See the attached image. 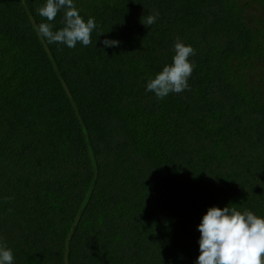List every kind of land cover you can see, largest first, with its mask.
<instances>
[{
	"label": "trees",
	"instance_id": "16d2710c",
	"mask_svg": "<svg viewBox=\"0 0 264 264\" xmlns=\"http://www.w3.org/2000/svg\"><path fill=\"white\" fill-rule=\"evenodd\" d=\"M43 2L0 0L13 264H194L209 206L264 216V0H74L102 33L73 48L38 38ZM176 38L195 50L189 87L158 100L145 82Z\"/></svg>",
	"mask_w": 264,
	"mask_h": 264
},
{
	"label": "clouds",
	"instance_id": "9594fccd",
	"mask_svg": "<svg viewBox=\"0 0 264 264\" xmlns=\"http://www.w3.org/2000/svg\"><path fill=\"white\" fill-rule=\"evenodd\" d=\"M58 11L62 12V26L53 30L51 21ZM35 12L44 17L35 31L38 38L47 43L63 44L73 48L79 42L82 46L91 43L90 33L98 30L94 17L85 20L75 6L74 0H44ZM156 17L147 15L142 22L151 25ZM104 47L119 44L115 38L105 37L100 41ZM173 56L170 64H164L160 71L149 77L144 90L151 91L156 99L166 97L170 92L187 90L188 78L194 68L189 57L195 54L190 44L178 38L172 45ZM198 255L194 264H264V216L254 214L248 209L238 210L229 204L219 207L209 206L196 225ZM12 249L0 243V264H13Z\"/></svg>",
	"mask_w": 264,
	"mask_h": 264
}]
</instances>
